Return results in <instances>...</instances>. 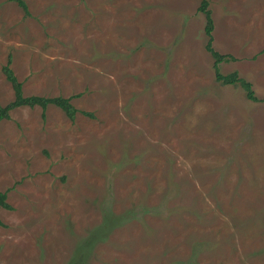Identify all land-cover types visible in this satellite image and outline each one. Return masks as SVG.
<instances>
[{
	"label": "rangeland",
	"instance_id": "374dc122",
	"mask_svg": "<svg viewBox=\"0 0 264 264\" xmlns=\"http://www.w3.org/2000/svg\"><path fill=\"white\" fill-rule=\"evenodd\" d=\"M22 1L0 0V101L11 57L78 112L0 121V264H264V101L215 79L201 0ZM208 1L221 71L264 98V0Z\"/></svg>",
	"mask_w": 264,
	"mask_h": 264
},
{
	"label": "trees",
	"instance_id": "16d2710c",
	"mask_svg": "<svg viewBox=\"0 0 264 264\" xmlns=\"http://www.w3.org/2000/svg\"><path fill=\"white\" fill-rule=\"evenodd\" d=\"M16 1L20 4H24L22 0H16ZM199 11L205 14L206 23L204 28H205V34L207 36L206 49L214 58L215 79L223 84H233V85L241 86L246 91L247 98L252 101L255 102L264 101V98H259L256 95L253 89V84L244 77L239 76V73L237 71L226 74L221 71V64L223 62L229 61L232 56L219 52L213 46V42H214L213 31L215 24L212 16V11L209 7L208 0H201V3L199 5ZM3 71L6 75L7 80L11 83L14 89L15 96L14 99L8 102L7 104H2V102L0 101V121L4 119H9L12 110L24 105H28L30 107H35L38 105L42 108L43 110L42 114L44 115L48 105L54 104L60 107L65 112L67 117L70 118L71 120H74L76 118L78 109L72 103L71 97H64V96L46 97L41 95H25L23 92V83L22 81L19 80L14 69L11 66V57H9L7 63L3 66ZM84 113L89 115L88 112H84ZM6 199H7V194L5 192L0 191V206H6L10 208V205L9 203L6 202ZM0 225H2L1 219H0ZM104 226H105L104 228L103 226H101L100 229L107 228L106 225ZM95 240H96V235L92 236V242H94ZM87 249L88 247L85 246L84 248L81 249L82 254L78 255L79 257L78 260L80 262H81L80 258H82V262L80 264H86V259L88 255ZM70 264H77L76 260H74L73 262L71 261Z\"/></svg>",
	"mask_w": 264,
	"mask_h": 264
}]
</instances>
